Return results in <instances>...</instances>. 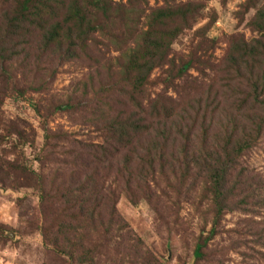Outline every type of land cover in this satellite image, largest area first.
<instances>
[{
    "label": "trees",
    "instance_id": "trees-1",
    "mask_svg": "<svg viewBox=\"0 0 264 264\" xmlns=\"http://www.w3.org/2000/svg\"><path fill=\"white\" fill-rule=\"evenodd\" d=\"M206 1L164 0L151 8L148 0H0V82L5 85L12 79L9 64L19 60L26 68L46 55L59 65L78 60L100 65L103 61L93 57L103 49L120 53L107 68L117 75L114 86L122 102L95 109L93 126L102 132L103 143L72 152L75 172L55 199L62 216L70 214L81 231L70 240L66 226L59 224L58 236L50 240L43 228L45 244L57 254L91 264L96 252H78L90 231L98 234L102 247L113 235L129 234L116 208L122 195L132 204L146 202L165 225L177 224L163 218L167 211L174 208L177 214L185 204L195 206L210 216L211 238L229 213L261 216L264 180L242 159L264 137V0H247L242 6V19L256 9L247 26L257 37H232L220 62L210 54L218 39L207 37L216 13L194 32L198 42L189 54L172 57L174 44L192 31ZM156 70L160 73L153 78ZM12 93L25 98L22 91ZM58 109L77 110L70 104ZM16 128L0 114V130L5 131L0 134L5 145L0 189L9 179L5 170L34 172L19 164L26 144ZM48 135L50 131L47 141ZM28 147L33 149V141ZM81 161L85 173L92 171L84 180ZM41 190L45 192L44 181ZM254 224L260 223L250 222V232ZM260 226L256 236L264 246ZM206 242L196 244V260L203 257ZM150 264L160 263L152 258Z\"/></svg>",
    "mask_w": 264,
    "mask_h": 264
},
{
    "label": "rangeland",
    "instance_id": "rangeland-1",
    "mask_svg": "<svg viewBox=\"0 0 264 264\" xmlns=\"http://www.w3.org/2000/svg\"><path fill=\"white\" fill-rule=\"evenodd\" d=\"M246 1L207 0V7L192 31L174 44L172 57L189 54L193 43L198 42L194 32L203 28L214 13L218 20L207 37L219 41L210 51L217 62L224 59L232 37L246 40L257 37L247 26L256 9L243 19L241 17ZM148 2L151 8L164 4V0ZM119 55L103 49V53L93 57L103 61L100 65L94 60L59 65L58 60L47 55L30 68H26L22 60L9 64L10 85L0 82V114L4 122L14 124L24 136L25 154L19 164L34 172L33 175L10 170L2 172L9 179L0 189V264H78L45 244L43 228H48L50 240L58 236L60 226H66V237L70 240L77 239L81 231L70 214L62 216L60 203L55 199L57 195L62 197L60 191L75 172L73 156H76L72 152L82 150V145L103 143L102 132L93 126L97 120L95 109L122 102L120 92L114 86L117 75L107 68L117 62ZM159 73L156 70L153 78ZM191 74L199 75L195 70ZM207 74L212 77L214 73L207 70ZM18 90L25 93L24 99L12 93ZM66 104L77 110L58 109ZM48 131L51 140L47 141ZM0 134H5L4 129ZM29 140L33 141V149L28 147ZM0 150H5L4 143H0ZM242 161L264 180V137ZM80 164L83 171L78 169L84 180L92 171L85 173V163L81 161ZM116 208L130 232L113 235L110 243L102 247L98 234L90 231L89 240L83 249L78 248V252L88 249L96 252L91 264H150L152 258L160 264H264V246L258 244L256 236L259 232L256 229L260 225V229L264 227V210L259 217L241 212L227 214L218 233L211 238L210 216H204L202 211L189 204L183 205L177 214L174 208L167 211L163 218H174L177 224L166 225L144 201L132 204L122 195ZM202 208L209 211L207 205ZM250 222L260 224H254L255 230L250 232ZM204 240L207 242L203 257L196 260L195 246Z\"/></svg>",
    "mask_w": 264,
    "mask_h": 264
}]
</instances>
